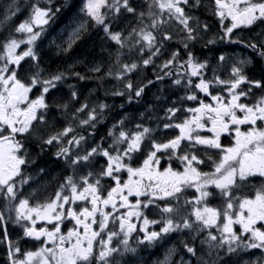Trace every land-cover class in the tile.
Instances as JSON below:
<instances>
[{
    "label": "snow or ice",
    "instance_id": "6c2138e0",
    "mask_svg": "<svg viewBox=\"0 0 264 264\" xmlns=\"http://www.w3.org/2000/svg\"><path fill=\"white\" fill-rule=\"evenodd\" d=\"M0 250L264 264V0H9Z\"/></svg>",
    "mask_w": 264,
    "mask_h": 264
},
{
    "label": "rangeland",
    "instance_id": "374dc122",
    "mask_svg": "<svg viewBox=\"0 0 264 264\" xmlns=\"http://www.w3.org/2000/svg\"><path fill=\"white\" fill-rule=\"evenodd\" d=\"M92 46V42L89 41L87 44L83 45L81 48H80V52H85L86 50L87 51H91L90 47ZM77 67H83L82 65H77ZM260 179L258 178L257 180L254 181V185L253 187H258L259 184H260Z\"/></svg>",
    "mask_w": 264,
    "mask_h": 264
},
{
    "label": "trees",
    "instance_id": "16d2710c",
    "mask_svg": "<svg viewBox=\"0 0 264 264\" xmlns=\"http://www.w3.org/2000/svg\"><path fill=\"white\" fill-rule=\"evenodd\" d=\"M9 3V0H0V16H2L3 14V11H4V7L5 5H7ZM20 3L23 5L24 3V0H20ZM90 49H92V46L90 47ZM76 70H82L81 67H77ZM89 85L91 86L92 84L95 83V81H91V82H88Z\"/></svg>",
    "mask_w": 264,
    "mask_h": 264
},
{
    "label": "flooded vegetation",
    "instance_id": "af4514ba",
    "mask_svg": "<svg viewBox=\"0 0 264 264\" xmlns=\"http://www.w3.org/2000/svg\"><path fill=\"white\" fill-rule=\"evenodd\" d=\"M173 166H176V164H175V161H173ZM0 251H2V250H0ZM2 254L0 253V256H1ZM0 264H3V260L2 259H0Z\"/></svg>",
    "mask_w": 264,
    "mask_h": 264
}]
</instances>
